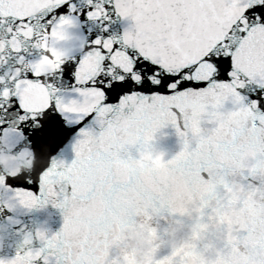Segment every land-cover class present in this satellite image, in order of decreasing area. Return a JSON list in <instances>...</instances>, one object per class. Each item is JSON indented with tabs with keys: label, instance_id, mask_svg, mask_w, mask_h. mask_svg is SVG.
<instances>
[{
	"label": "snow or ice",
	"instance_id": "obj_1",
	"mask_svg": "<svg viewBox=\"0 0 264 264\" xmlns=\"http://www.w3.org/2000/svg\"><path fill=\"white\" fill-rule=\"evenodd\" d=\"M0 152V264H120L185 220L155 264H264V0H0Z\"/></svg>",
	"mask_w": 264,
	"mask_h": 264
}]
</instances>
